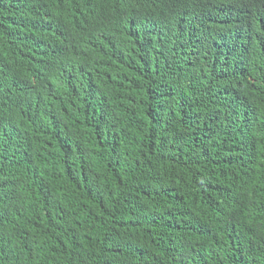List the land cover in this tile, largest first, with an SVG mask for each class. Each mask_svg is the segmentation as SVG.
Wrapping results in <instances>:
<instances>
[{
  "label": "trees",
  "instance_id": "obj_1",
  "mask_svg": "<svg viewBox=\"0 0 264 264\" xmlns=\"http://www.w3.org/2000/svg\"><path fill=\"white\" fill-rule=\"evenodd\" d=\"M0 264H264V0H0Z\"/></svg>",
  "mask_w": 264,
  "mask_h": 264
}]
</instances>
